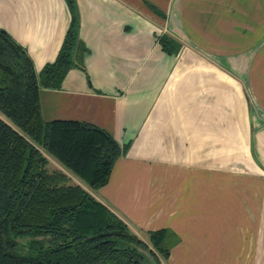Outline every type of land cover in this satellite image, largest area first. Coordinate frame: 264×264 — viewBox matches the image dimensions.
I'll use <instances>...</instances> for the list:
<instances>
[{"label":"crops","instance_id":"1","mask_svg":"<svg viewBox=\"0 0 264 264\" xmlns=\"http://www.w3.org/2000/svg\"><path fill=\"white\" fill-rule=\"evenodd\" d=\"M76 2L82 65L40 100L121 146L109 182L84 187L143 240L167 229L164 264H264V0ZM72 17L67 0H0L38 71Z\"/></svg>","mask_w":264,"mask_h":264},{"label":"trees","instance_id":"2","mask_svg":"<svg viewBox=\"0 0 264 264\" xmlns=\"http://www.w3.org/2000/svg\"><path fill=\"white\" fill-rule=\"evenodd\" d=\"M73 17L54 62L38 71L33 58L0 27V264H164L170 255L167 229L140 238L110 206L66 173L50 170L43 150L93 188L109 182L122 148L107 130L74 120L47 121L41 88H58L86 46ZM172 50L174 40L161 37ZM22 238H28L22 242Z\"/></svg>","mask_w":264,"mask_h":264},{"label":"rangeland","instance_id":"3","mask_svg":"<svg viewBox=\"0 0 264 264\" xmlns=\"http://www.w3.org/2000/svg\"><path fill=\"white\" fill-rule=\"evenodd\" d=\"M0 116L3 117L6 121H8L10 124H12L15 128L19 129L20 128L13 123L5 114H3L0 111ZM45 152V154L49 157L50 159V163H49V168L50 170H58L57 169V163L63 168L65 169V171H67L68 173L71 174V176H73V179L70 181V183L72 184H82L83 186L87 187V188H92L86 181H84L83 179H81L79 176H77L76 174H74L69 168L65 167L60 161H58L53 155H51L50 153H48L46 150H43ZM57 162V163H56ZM28 238H22L21 241L22 242H26ZM164 259V258H163Z\"/></svg>","mask_w":264,"mask_h":264},{"label":"water","instance_id":"4","mask_svg":"<svg viewBox=\"0 0 264 264\" xmlns=\"http://www.w3.org/2000/svg\"><path fill=\"white\" fill-rule=\"evenodd\" d=\"M152 261L154 262V264H158L157 261L151 256Z\"/></svg>","mask_w":264,"mask_h":264}]
</instances>
